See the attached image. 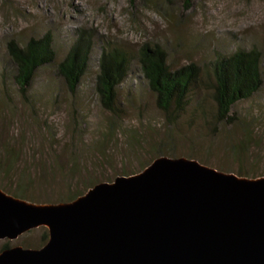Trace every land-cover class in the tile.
Returning a JSON list of instances; mask_svg holds the SVG:
<instances>
[{"label": "rangeland", "instance_id": "rangeland-1", "mask_svg": "<svg viewBox=\"0 0 264 264\" xmlns=\"http://www.w3.org/2000/svg\"><path fill=\"white\" fill-rule=\"evenodd\" d=\"M79 30L93 35L94 46L86 73L70 95L54 66ZM46 33L54 63L35 73L24 102L12 83L5 45L11 40L22 45ZM105 41L131 54L138 44H158L170 68L190 62L203 68L215 55L255 48L262 56V86L232 109L237 122L231 127L213 123L210 93L201 85L193 89L183 115L168 126L133 60L117 90L122 115L111 119L94 94ZM231 136L235 142L251 141L242 162L223 150ZM162 143L174 147L176 156H192L225 171L264 173V0H189L187 8L180 0H0V149L18 154L12 177L0 168L1 188L39 202L62 203L68 193L87 191L82 184L87 177L111 182L121 173L138 172L152 159L150 150ZM226 144L230 152L231 143ZM43 163L65 168L53 189L41 187L35 177L34 168ZM25 169L23 184L17 177ZM70 169L76 173L69 175ZM63 177L64 184L59 181ZM28 181L32 186L23 192ZM44 234L45 229H34L15 241H0V248L7 243L9 248L37 250L45 244Z\"/></svg>", "mask_w": 264, "mask_h": 264}, {"label": "water", "instance_id": "water-1", "mask_svg": "<svg viewBox=\"0 0 264 264\" xmlns=\"http://www.w3.org/2000/svg\"><path fill=\"white\" fill-rule=\"evenodd\" d=\"M38 228L41 248L5 249L0 264H264V178L161 157L68 203L0 191V241Z\"/></svg>", "mask_w": 264, "mask_h": 264}, {"label": "trees", "instance_id": "trees-1", "mask_svg": "<svg viewBox=\"0 0 264 264\" xmlns=\"http://www.w3.org/2000/svg\"><path fill=\"white\" fill-rule=\"evenodd\" d=\"M180 1L184 7H188L189 0ZM93 46V35L87 31L79 30L74 42L65 53L63 59L54 66L56 76L62 81L65 90L70 95L76 92L82 77L86 73ZM5 51L13 67V73L11 75L12 83L18 96L26 102L35 73L40 68L54 63L55 55L52 49V40L47 33L39 38H29L22 45L11 40L6 43ZM133 60L138 66V71L146 89L153 96L155 109L161 113L165 124L168 126H172L183 115L189 104L188 101L193 89L199 85L210 93L213 123L225 127L235 125L236 120L233 117L234 113L232 109L238 103L251 99L262 86V56L255 48L249 50L237 49L229 55H215L214 59L203 66V68L191 62L176 68H170L167 64V56L164 49L158 44H138L135 46L134 54H131L122 47L105 41L102 42L97 59V72L94 77V94L99 108L107 113L111 119H118L122 115L117 90L126 80ZM233 138L231 136L225 140L223 150H225L228 156L230 155L235 160L238 159L239 162H242L244 154L250 150L248 144L251 141L235 142ZM226 142L231 143L232 148H230V152H228ZM164 147H166L165 150ZM174 150L175 148L170 144L162 143L159 147H154L150 150L153 153L152 159L138 172L121 173L115 177H126L137 174L154 159L163 157L167 159L184 158L186 160H193L202 166L214 169L220 173L232 174L237 178L248 180L264 178V173L261 175H256L255 173L254 175H245L241 171L229 172L219 167L216 168L207 165L194 159L192 156H176ZM0 152L2 155L0 168L3 167V174L10 178L11 175L17 172L14 165L18 163V154L11 148H5L3 146ZM246 160L244 158V161ZM250 163L254 164V161ZM255 163L257 162L255 161ZM64 169V167L61 169L52 163H48L47 165L43 163L40 167L34 168L36 172L34 174L38 181L41 180L43 185L41 187H51L53 189L55 177H59ZM73 169L69 170V175H71L70 173H76ZM22 171H19L17 178L18 181L24 184V172L28 170L25 169V171ZM59 181L64 184V177L62 179L60 178ZM28 182L30 184H25L21 188L23 192L27 191V188H31L32 181ZM109 182L110 180L99 181L87 177L82 184L85 186L86 191L96 184ZM0 191L12 198L35 205H53L60 203L59 201V203L35 201L22 197V192L16 194L1 187ZM83 194L76 192L68 193L67 197L61 200V202H71ZM42 239L45 242L47 241V232L42 236ZM8 248L7 243H5L0 248V252Z\"/></svg>", "mask_w": 264, "mask_h": 264}]
</instances>
